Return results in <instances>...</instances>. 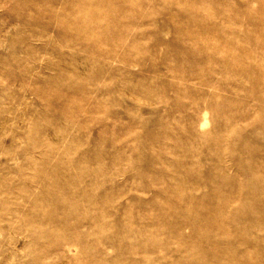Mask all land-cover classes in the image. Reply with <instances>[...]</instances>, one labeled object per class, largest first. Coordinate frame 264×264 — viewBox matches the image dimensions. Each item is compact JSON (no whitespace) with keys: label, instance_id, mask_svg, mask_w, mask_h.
Masks as SVG:
<instances>
[{"label":"rangeland","instance_id":"obj_1","mask_svg":"<svg viewBox=\"0 0 264 264\" xmlns=\"http://www.w3.org/2000/svg\"><path fill=\"white\" fill-rule=\"evenodd\" d=\"M190 262L264 264V0H0V264Z\"/></svg>","mask_w":264,"mask_h":264},{"label":"bare ground","instance_id":"obj_2","mask_svg":"<svg viewBox=\"0 0 264 264\" xmlns=\"http://www.w3.org/2000/svg\"><path fill=\"white\" fill-rule=\"evenodd\" d=\"M72 204V203H71ZM198 237V236H197ZM212 238V237H211ZM202 250V249H201ZM232 253V252H231ZM228 256V255H227ZM200 257V256H199ZM191 263V262H190ZM192 264V263H191Z\"/></svg>","mask_w":264,"mask_h":264}]
</instances>
